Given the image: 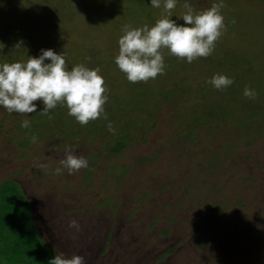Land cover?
<instances>
[{"label":"rangeland","instance_id":"1","mask_svg":"<svg viewBox=\"0 0 264 264\" xmlns=\"http://www.w3.org/2000/svg\"><path fill=\"white\" fill-rule=\"evenodd\" d=\"M186 2L220 0H177L170 16L163 0H0V64L52 49L67 70L99 68L108 97V119L85 126L61 105L52 119L41 101L28 115L0 106V264L61 252L86 264H264V0H223L226 31L207 58L164 49L165 74L135 84L114 62L125 24L182 25ZM217 73L234 83L215 89ZM69 147L88 167L55 174Z\"/></svg>","mask_w":264,"mask_h":264},{"label":"clouds","instance_id":"2","mask_svg":"<svg viewBox=\"0 0 264 264\" xmlns=\"http://www.w3.org/2000/svg\"><path fill=\"white\" fill-rule=\"evenodd\" d=\"M162 0H150L151 7L160 8ZM177 0H163V8L168 16L176 7ZM226 5L223 0L214 3L208 9L195 11L187 2L182 5L185 10L180 19L184 22L178 25L175 20L164 16L156 20L154 26L144 24L133 28L125 24L118 39V55L114 62L125 74L130 83L148 82L158 75L165 74L163 51L169 55L185 60L191 64L197 58L209 57L216 42L221 38L226 26L221 9ZM235 23V21H233ZM22 41L14 45V49H23ZM3 47V45H0ZM38 57L27 56L23 62L0 64V106L8 113H37L36 101L43 103V110L37 114L53 117L49 111L58 105L67 108V114L73 117L81 126L95 121L101 116L108 119L104 105L108 100L105 95V81L99 74L100 69H89L84 64H78L67 70L62 53L57 54L52 49H41ZM49 61V63H45ZM207 83L217 90H223L234 83L232 78L217 73ZM244 97L255 99L257 93L245 86ZM31 121L24 119L21 127L30 128ZM109 131H114L112 124L107 125ZM32 142L36 137L32 136ZM55 174H61L66 169L68 174L78 172L88 167V160L76 155L71 147L65 149L64 159L60 160ZM40 167H46L40 165ZM69 228L79 230L76 220L69 222ZM48 264H86L81 255L66 257L64 253L55 254Z\"/></svg>","mask_w":264,"mask_h":264},{"label":"trees","instance_id":"3","mask_svg":"<svg viewBox=\"0 0 264 264\" xmlns=\"http://www.w3.org/2000/svg\"><path fill=\"white\" fill-rule=\"evenodd\" d=\"M254 116H256V115H254ZM124 146H122L121 148H123ZM10 181V180H9ZM4 182H6V181H4ZM10 182H14V181H10ZM6 221V218H4V222ZM51 250V249H50ZM53 251V250H52ZM54 253V252H53ZM55 254V253H54Z\"/></svg>","mask_w":264,"mask_h":264}]
</instances>
